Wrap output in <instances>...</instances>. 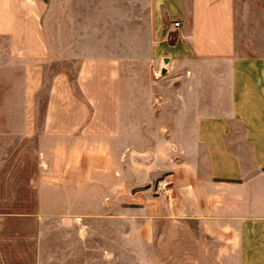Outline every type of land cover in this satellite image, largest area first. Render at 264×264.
<instances>
[{"label":"crops","instance_id":"crops-1","mask_svg":"<svg viewBox=\"0 0 264 264\" xmlns=\"http://www.w3.org/2000/svg\"><path fill=\"white\" fill-rule=\"evenodd\" d=\"M240 2L0 0V36L7 38L9 55L22 64L20 120L10 108L5 124L16 140L7 154L2 153L0 121V264L49 263L53 217L47 211L44 160L23 152V145L37 133L115 139L129 123L125 68L136 59L154 62L170 74L180 102L171 124L162 125L173 131L172 137L158 143L175 146L168 163L158 168L169 172L173 191L152 192L137 208L140 227L132 242L140 263L264 264V29L260 42L247 33L245 52H240ZM55 4L63 9L59 17L66 19L67 28L59 24L58 32L86 36L62 47L82 51L73 57L75 70L47 75L54 33L48 12ZM175 20L180 26L172 30ZM69 73L79 95L72 90ZM238 141L247 147L246 159L235 147ZM148 189L152 185L143 191ZM129 205H105L112 211L103 224L106 247L122 258L130 249ZM99 207L90 201L95 212L69 221L78 227L88 221L90 264L98 258V225L103 222ZM115 225L121 228L114 241Z\"/></svg>","mask_w":264,"mask_h":264},{"label":"rangeland","instance_id":"rangeland-1","mask_svg":"<svg viewBox=\"0 0 264 264\" xmlns=\"http://www.w3.org/2000/svg\"><path fill=\"white\" fill-rule=\"evenodd\" d=\"M240 4L237 43L240 52H245L243 45L245 36H249L247 33H254L253 40L261 41L264 29V0H241ZM59 13L63 15V9L59 11L57 4L48 12L54 33L50 35L52 49L45 66L47 75L59 69L74 71L77 59L73 57L82 51L65 50L62 47L68 45L65 42H79L86 36L73 32L59 33V24L63 23L62 30L67 29L66 19L60 18ZM125 69L130 81L129 123L115 139H87L79 135L46 137L37 133L22 147L23 152L31 151L44 160L42 177L49 188L45 189L47 211L53 217L48 229L50 239L47 251L48 264H90L88 221L83 220L81 227L69 224V221L76 217L88 218L91 212H95L89 209V202L95 200L100 205L96 212L103 220L102 224L98 225L99 246L96 264L143 262V259L137 256L136 242H132L133 238L136 241L140 227L137 225V208L140 201L155 195L152 189L144 192V188L151 187L158 178L169 173L158 168L161 164L168 163L175 146L167 142H163L164 145L158 143L172 137L173 131L169 128L164 130L162 125L171 124L180 102L176 99L178 88L171 84L170 74L160 71L156 63L136 59ZM181 85L189 86V82H183ZM125 99L123 92L122 108ZM43 101L44 93H41L39 108H42ZM21 107L22 64L9 55L7 38L0 36V121L4 128L1 139L3 154L14 149L16 140L13 131L5 124L10 120L8 111L10 108L17 111V116L13 118L18 122ZM235 147L245 159L248 157L247 147L240 141ZM110 187L122 189H108ZM110 201L114 203L126 201L130 204V249L128 256L123 258L121 253L116 256L111 254L110 249L106 247V227L103 224L106 215L112 213L105 206ZM113 213L116 214V211L113 210ZM120 228L121 226H114V241L116 231ZM58 240L62 244H58ZM107 253L108 257L105 256Z\"/></svg>","mask_w":264,"mask_h":264},{"label":"built area","instance_id":"built-area-1","mask_svg":"<svg viewBox=\"0 0 264 264\" xmlns=\"http://www.w3.org/2000/svg\"><path fill=\"white\" fill-rule=\"evenodd\" d=\"M180 26V21H173L172 30L177 29ZM152 190L156 194L169 195L173 191L171 180L167 176H161L152 185Z\"/></svg>","mask_w":264,"mask_h":264},{"label":"trees","instance_id":"trees-1","mask_svg":"<svg viewBox=\"0 0 264 264\" xmlns=\"http://www.w3.org/2000/svg\"><path fill=\"white\" fill-rule=\"evenodd\" d=\"M69 80H70V83H71V87H72V90L73 92L76 94V95H79V88L77 87V85L74 83V76L72 74L69 73Z\"/></svg>","mask_w":264,"mask_h":264}]
</instances>
